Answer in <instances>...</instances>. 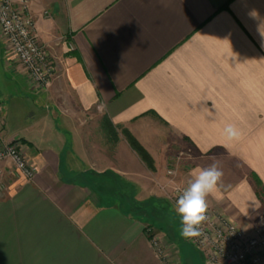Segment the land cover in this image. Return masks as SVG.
Instances as JSON below:
<instances>
[{
	"label": "crops",
	"instance_id": "1",
	"mask_svg": "<svg viewBox=\"0 0 264 264\" xmlns=\"http://www.w3.org/2000/svg\"><path fill=\"white\" fill-rule=\"evenodd\" d=\"M30 8L55 73L46 90L34 89L0 39V64L22 88L0 99L1 137L36 170L27 180L0 164V264H161L147 229L173 251L174 239L146 215L174 214V189L213 163L224 176L208 208L259 232L264 0H30ZM229 123L238 141L226 140Z\"/></svg>",
	"mask_w": 264,
	"mask_h": 264
},
{
	"label": "built area",
	"instance_id": "2",
	"mask_svg": "<svg viewBox=\"0 0 264 264\" xmlns=\"http://www.w3.org/2000/svg\"><path fill=\"white\" fill-rule=\"evenodd\" d=\"M0 39L10 59L26 73L32 87L44 91L54 77L55 68L46 47L40 44L30 0H0ZM0 163L11 161L17 172L32 180L36 170L29 166L17 142L6 143L1 137ZM3 173L0 170V179ZM168 175L173 176L170 170ZM185 187H177L170 196L174 206ZM3 186H0V193ZM201 235L187 239L203 257L205 264H264V235L244 231L226 219L223 213L209 209ZM152 248L161 264H174L172 253L152 229H147Z\"/></svg>",
	"mask_w": 264,
	"mask_h": 264
},
{
	"label": "clouds",
	"instance_id": "3",
	"mask_svg": "<svg viewBox=\"0 0 264 264\" xmlns=\"http://www.w3.org/2000/svg\"><path fill=\"white\" fill-rule=\"evenodd\" d=\"M223 132L229 142L238 141L242 135L240 129L231 123L225 125ZM223 176V171L215 163L193 171L191 181L173 207L178 220V234L182 238L194 239L202 234L201 225L208 220V198L220 189Z\"/></svg>",
	"mask_w": 264,
	"mask_h": 264
},
{
	"label": "rangeland",
	"instance_id": "4",
	"mask_svg": "<svg viewBox=\"0 0 264 264\" xmlns=\"http://www.w3.org/2000/svg\"><path fill=\"white\" fill-rule=\"evenodd\" d=\"M3 47H4V45H3ZM5 57L7 60H9L7 54ZM10 61H11V63H16L14 61V59H10ZM12 78L13 77H12L11 73L8 70H6V68L3 66V64H0V99L2 101H4V103H6V101H9L10 98H14L16 96L19 97L18 95L20 94V90L22 91V88H19L15 85H12L9 82V80H11ZM38 91H41V90H38ZM7 163L10 164V167L12 168V169H9V171H11V173H14V172L18 173L14 164L11 161L2 162L0 164H7ZM147 164L149 167H152L151 161H150V163H147ZM187 169L190 170L191 167H188ZM3 176L4 175H2V177L0 179V186L4 187ZM215 210L220 212V209H215ZM162 213L157 214V213L153 212V214L151 213L152 218L149 217L148 219L151 220L149 222H152V221L155 222L153 225L156 228L159 226L163 230H165L167 237H169L170 239H172V238L174 239V240H171V242H172L171 245H173V243H174V246H175L174 251H173V249H171L169 247V250L172 253V260H173L174 264H204L201 254L192 245L189 244L187 239L182 238L178 234V220L175 216V213L174 214L171 213L170 215H168L164 211H162ZM258 217H259V220L261 222V225H260L261 228L259 229V233L264 235V205L262 206L261 209H259ZM170 233H172V234L169 235ZM175 256L177 258H175Z\"/></svg>",
	"mask_w": 264,
	"mask_h": 264
},
{
	"label": "trees",
	"instance_id": "5",
	"mask_svg": "<svg viewBox=\"0 0 264 264\" xmlns=\"http://www.w3.org/2000/svg\"><path fill=\"white\" fill-rule=\"evenodd\" d=\"M126 136L128 138L129 144L131 145V147L140 155V157L146 162V163H150V157L147 154V152L143 149V147L137 142V140L132 137L130 134L126 133ZM116 186V185H115ZM114 189V188H113ZM144 210H136V213H143ZM147 218H152V214H147L146 215ZM148 224L150 227L155 228V226L153 225V223L148 221Z\"/></svg>",
	"mask_w": 264,
	"mask_h": 264
}]
</instances>
